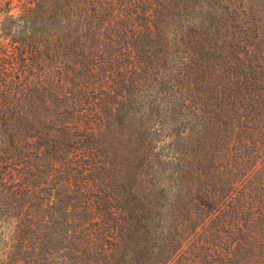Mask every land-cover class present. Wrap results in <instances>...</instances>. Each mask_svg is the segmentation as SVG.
Listing matches in <instances>:
<instances>
[{"label": "trees", "instance_id": "16d2710c", "mask_svg": "<svg viewBox=\"0 0 264 264\" xmlns=\"http://www.w3.org/2000/svg\"><path fill=\"white\" fill-rule=\"evenodd\" d=\"M0 0V264H264V0Z\"/></svg>", "mask_w": 264, "mask_h": 264}, {"label": "rangeland", "instance_id": "374dc122", "mask_svg": "<svg viewBox=\"0 0 264 264\" xmlns=\"http://www.w3.org/2000/svg\"><path fill=\"white\" fill-rule=\"evenodd\" d=\"M258 1H259V0H252L251 3H253V2H258Z\"/></svg>", "mask_w": 264, "mask_h": 264}]
</instances>
